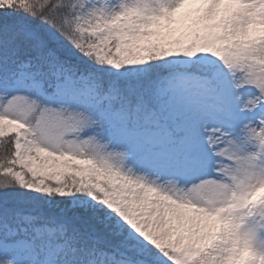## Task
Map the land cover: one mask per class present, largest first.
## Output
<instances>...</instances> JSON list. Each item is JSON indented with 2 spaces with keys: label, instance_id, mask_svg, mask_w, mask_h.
<instances>
[{
  "label": "snow or ice",
  "instance_id": "obj_1",
  "mask_svg": "<svg viewBox=\"0 0 264 264\" xmlns=\"http://www.w3.org/2000/svg\"><path fill=\"white\" fill-rule=\"evenodd\" d=\"M0 264H264V0H0Z\"/></svg>",
  "mask_w": 264,
  "mask_h": 264
}]
</instances>
